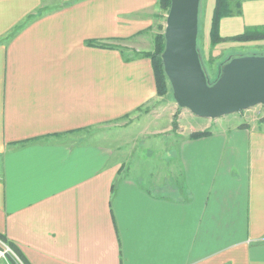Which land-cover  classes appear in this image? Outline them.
Here are the masks:
<instances>
[{
  "label": "crops",
  "instance_id": "crops-1",
  "mask_svg": "<svg viewBox=\"0 0 264 264\" xmlns=\"http://www.w3.org/2000/svg\"><path fill=\"white\" fill-rule=\"evenodd\" d=\"M157 4L0 0V233L30 264H264V122L172 131L151 59L117 47ZM254 26L242 0L221 34Z\"/></svg>",
  "mask_w": 264,
  "mask_h": 264
},
{
  "label": "water",
  "instance_id": "water-1",
  "mask_svg": "<svg viewBox=\"0 0 264 264\" xmlns=\"http://www.w3.org/2000/svg\"><path fill=\"white\" fill-rule=\"evenodd\" d=\"M201 0H171L166 19L164 70L182 108L216 119L264 104V55L237 56L209 83L199 50Z\"/></svg>",
  "mask_w": 264,
  "mask_h": 264
},
{
  "label": "rangeland",
  "instance_id": "rangeland-1",
  "mask_svg": "<svg viewBox=\"0 0 264 264\" xmlns=\"http://www.w3.org/2000/svg\"><path fill=\"white\" fill-rule=\"evenodd\" d=\"M215 0H201L200 1V12H199V34H198V48H199V54L201 58V62L203 65V68L207 74L209 83L213 84L220 76L223 66L229 62L232 58L237 56H245V55H264V39L260 40H253V41H244V42H235L233 40H225L221 43H219L216 46H212L210 42V27H211V19H212V13L214 8ZM158 7V10H157ZM157 7L155 8L154 17L151 18H143L145 20L143 22V29L140 30L137 34H139V37L136 39L133 36L129 37V41H137V43L132 44L131 42L124 41V38H117V47L119 46L123 52H127L129 55H133L131 52H129V49L127 50L126 47H123V44L131 46L132 50L139 49V52L147 51L146 49H152L153 47V37L156 33L161 31L160 26L166 27V19L168 12L167 10L161 9L159 5L157 4ZM235 16V15H233ZM231 16H227L224 18H228ZM222 18V20L224 19ZM94 18L91 17V22H93ZM127 20V19H123ZM142 20V19H141ZM221 20V21H222ZM133 21V20H132ZM142 25L139 26L141 28ZM165 33V29H164ZM222 37H225L221 34ZM140 57V56H137ZM144 57V56H142ZM148 58V57H146ZM150 59V58H149ZM170 82V81H169ZM171 86V83H170ZM161 96V95H158ZM160 99V97H159ZM164 100H168L170 105V111L174 112V108L176 106L179 107L177 101L174 98L173 89L172 86L169 90V92L166 95H163ZM155 106V105H153ZM150 109V105L146 106ZM183 109L188 108H182L179 107L177 111L175 110L174 115H171V126L172 131L176 132L179 129V123L176 122L177 126L174 127V121H177L179 113ZM240 111L236 115L242 116L247 115L253 119V121H257L260 125H263L264 122V104L257 105L255 107H252L249 109ZM191 115V114H190ZM191 117V116H190ZM195 117L198 121H204L203 119L206 118H200L196 116ZM189 119V118H188ZM187 119V120H188ZM195 121V120H194ZM187 122L188 124L195 123ZM207 121V120H206ZM206 131H208L206 129ZM140 137V136H139ZM145 146L140 141V144L137 145V148L135 149V152L137 155H148ZM129 150H131L132 147H127ZM152 154L156 155V149L153 148ZM0 247L4 248L3 244L0 243Z\"/></svg>",
  "mask_w": 264,
  "mask_h": 264
},
{
  "label": "trees",
  "instance_id": "trees-1",
  "mask_svg": "<svg viewBox=\"0 0 264 264\" xmlns=\"http://www.w3.org/2000/svg\"><path fill=\"white\" fill-rule=\"evenodd\" d=\"M158 5L163 10L169 11L171 6V0H158ZM242 13V0H215L211 29H210V42L212 46H216L219 43L227 40H233L235 42H244V41H253L264 39V27L263 26H254L246 28L242 33L230 36L222 37L220 35L221 30V20L227 16L239 15ZM161 31L156 33L153 37V47L151 50L139 52L137 51V56H144L151 59L152 67L154 71L157 94L166 95L171 86L169 79L164 70V62L162 58V53L165 49L166 38L164 33V26H160ZM93 41H91L92 43ZM108 46V44H106ZM199 50V48H198ZM180 107V106H179ZM174 127L176 128L177 121H174ZM209 134V131H198L191 134V137H201ZM0 240L6 243L19 257L23 264H30L20 249L11 241H9L4 235L0 233ZM11 260L14 261L11 256Z\"/></svg>",
  "mask_w": 264,
  "mask_h": 264
},
{
  "label": "built area",
  "instance_id": "built-area-1",
  "mask_svg": "<svg viewBox=\"0 0 264 264\" xmlns=\"http://www.w3.org/2000/svg\"><path fill=\"white\" fill-rule=\"evenodd\" d=\"M0 243L3 244L4 248L0 247V264H23L15 252L2 240ZM11 256L14 261L11 260Z\"/></svg>",
  "mask_w": 264,
  "mask_h": 264
}]
</instances>
